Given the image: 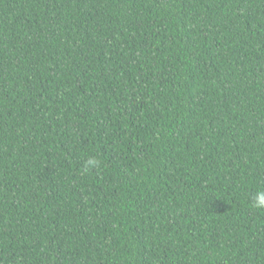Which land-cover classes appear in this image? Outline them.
Wrapping results in <instances>:
<instances>
[{
  "label": "trees",
  "instance_id": "trees-1",
  "mask_svg": "<svg viewBox=\"0 0 264 264\" xmlns=\"http://www.w3.org/2000/svg\"><path fill=\"white\" fill-rule=\"evenodd\" d=\"M258 189L264 0H0V264H264Z\"/></svg>",
  "mask_w": 264,
  "mask_h": 264
},
{
  "label": "clouds",
  "instance_id": "clouds-1",
  "mask_svg": "<svg viewBox=\"0 0 264 264\" xmlns=\"http://www.w3.org/2000/svg\"><path fill=\"white\" fill-rule=\"evenodd\" d=\"M99 161L95 158H89L86 161L88 167H94L98 165ZM252 206L256 209H264V189H258L255 196L252 199Z\"/></svg>",
  "mask_w": 264,
  "mask_h": 264
}]
</instances>
